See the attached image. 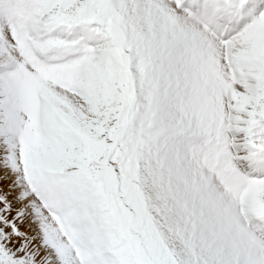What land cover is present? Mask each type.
I'll return each mask as SVG.
<instances>
[{
  "label": "snow or ice",
  "instance_id": "1",
  "mask_svg": "<svg viewBox=\"0 0 264 264\" xmlns=\"http://www.w3.org/2000/svg\"><path fill=\"white\" fill-rule=\"evenodd\" d=\"M0 264H264V0H0Z\"/></svg>",
  "mask_w": 264,
  "mask_h": 264
}]
</instances>
